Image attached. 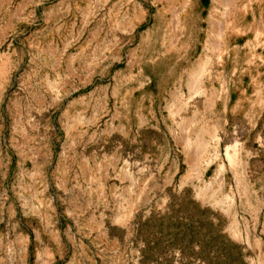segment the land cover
Listing matches in <instances>:
<instances>
[{
	"label": "rangeland",
	"instance_id": "obj_1",
	"mask_svg": "<svg viewBox=\"0 0 264 264\" xmlns=\"http://www.w3.org/2000/svg\"><path fill=\"white\" fill-rule=\"evenodd\" d=\"M0 264H264V0H0Z\"/></svg>",
	"mask_w": 264,
	"mask_h": 264
},
{
	"label": "trees",
	"instance_id": "obj_2",
	"mask_svg": "<svg viewBox=\"0 0 264 264\" xmlns=\"http://www.w3.org/2000/svg\"><path fill=\"white\" fill-rule=\"evenodd\" d=\"M215 231L217 232V236H221L219 233H218V229L216 230L215 229ZM224 241L223 242H225V245L226 246H229L230 244L228 243V241H226L225 239H223ZM233 247H235V246H233ZM233 247H231V248H233Z\"/></svg>",
	"mask_w": 264,
	"mask_h": 264
},
{
	"label": "bare ground",
	"instance_id": "obj_3",
	"mask_svg": "<svg viewBox=\"0 0 264 264\" xmlns=\"http://www.w3.org/2000/svg\"><path fill=\"white\" fill-rule=\"evenodd\" d=\"M225 2V1H224Z\"/></svg>",
	"mask_w": 264,
	"mask_h": 264
},
{
	"label": "clouds",
	"instance_id": "obj_4",
	"mask_svg": "<svg viewBox=\"0 0 264 264\" xmlns=\"http://www.w3.org/2000/svg\"><path fill=\"white\" fill-rule=\"evenodd\" d=\"M119 226V225H118Z\"/></svg>",
	"mask_w": 264,
	"mask_h": 264
}]
</instances>
